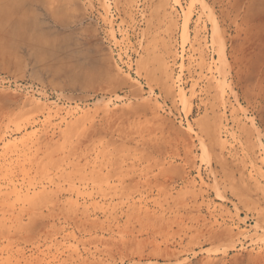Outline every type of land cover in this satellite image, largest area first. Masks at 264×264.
<instances>
[{
  "label": "rangeland",
  "instance_id": "1",
  "mask_svg": "<svg viewBox=\"0 0 264 264\" xmlns=\"http://www.w3.org/2000/svg\"><path fill=\"white\" fill-rule=\"evenodd\" d=\"M0 264H264V0H0Z\"/></svg>",
  "mask_w": 264,
  "mask_h": 264
}]
</instances>
